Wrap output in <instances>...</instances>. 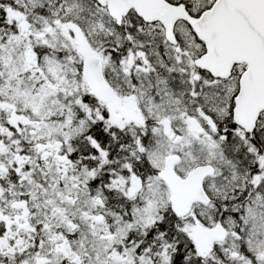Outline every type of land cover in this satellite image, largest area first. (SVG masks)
Here are the masks:
<instances>
[{"label":"snow or ice","instance_id":"6c2138e0","mask_svg":"<svg viewBox=\"0 0 264 264\" xmlns=\"http://www.w3.org/2000/svg\"><path fill=\"white\" fill-rule=\"evenodd\" d=\"M0 264H264V0H0Z\"/></svg>","mask_w":264,"mask_h":264}]
</instances>
